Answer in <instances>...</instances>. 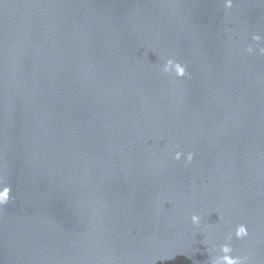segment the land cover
Returning <instances> with one entry per match:
<instances>
[{"label": "water", "instance_id": "obj_1", "mask_svg": "<svg viewBox=\"0 0 264 264\" xmlns=\"http://www.w3.org/2000/svg\"><path fill=\"white\" fill-rule=\"evenodd\" d=\"M260 47L264 0H0V264H264Z\"/></svg>", "mask_w": 264, "mask_h": 264}, {"label": "clouds", "instance_id": "obj_2", "mask_svg": "<svg viewBox=\"0 0 264 264\" xmlns=\"http://www.w3.org/2000/svg\"><path fill=\"white\" fill-rule=\"evenodd\" d=\"M261 39L260 36L258 35H253L252 40L259 41ZM246 52L251 53L253 51V47L251 45L247 46L245 49ZM259 52L261 54H264V47L259 48ZM165 70H174L176 74L178 75H184V70L183 68L178 64L173 61V59L168 58L165 62L164 65ZM181 153L180 152H175L174 153V159H180ZM192 160V154L189 153L186 156V161H191ZM8 192L9 189L7 187L3 188L0 190V205L5 204L8 199ZM191 221L193 225H199L200 222V217L198 215L193 214L191 216ZM236 236L239 238L245 237L247 235V231L243 227H239L236 230ZM221 252L223 255H220L218 257L212 258L210 261V264H242V261L239 258L231 257L230 254V246L228 243H224L220 245Z\"/></svg>", "mask_w": 264, "mask_h": 264}]
</instances>
